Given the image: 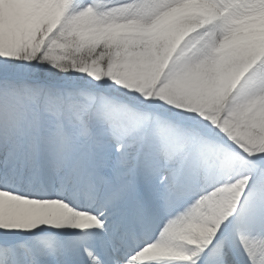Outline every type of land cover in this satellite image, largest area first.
<instances>
[{
  "label": "snow or ice",
  "instance_id": "6c2138e0",
  "mask_svg": "<svg viewBox=\"0 0 264 264\" xmlns=\"http://www.w3.org/2000/svg\"><path fill=\"white\" fill-rule=\"evenodd\" d=\"M0 264H264V0H0Z\"/></svg>",
  "mask_w": 264,
  "mask_h": 264
}]
</instances>
